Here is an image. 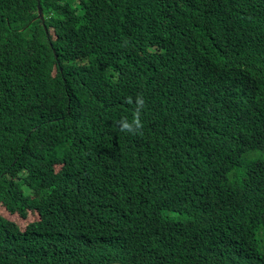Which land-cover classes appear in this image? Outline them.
Segmentation results:
<instances>
[{
    "label": "trees",
    "instance_id": "1",
    "mask_svg": "<svg viewBox=\"0 0 264 264\" xmlns=\"http://www.w3.org/2000/svg\"><path fill=\"white\" fill-rule=\"evenodd\" d=\"M49 4L0 0V264H264V0Z\"/></svg>",
    "mask_w": 264,
    "mask_h": 264
},
{
    "label": "clouds",
    "instance_id": "2",
    "mask_svg": "<svg viewBox=\"0 0 264 264\" xmlns=\"http://www.w3.org/2000/svg\"><path fill=\"white\" fill-rule=\"evenodd\" d=\"M50 0H46L45 6L43 4V0H31V6H28L26 4L25 0H9V5L13 6L14 8L20 10L22 13L27 14L28 16L25 17L24 24L22 27L21 32H31L36 33L38 32V27L34 28L33 23L41 21L43 28L47 34V37L49 38L51 34H53V30L48 27L46 20L48 16H50L56 9L49 4ZM57 3V7L60 3V0H54ZM131 103V100H129ZM137 108L134 113V116L131 120L128 118H122L120 121H118V125L121 131H125L132 134H142L143 130V123L141 121V110L144 107V100L141 96H138L136 99ZM138 159L139 162L137 164L138 166L145 165L149 162V155L148 152H139L138 153ZM237 216L238 218L244 220L248 225H253L251 227L258 228L264 231V227L261 224L258 223L256 220L259 216H264V212L260 215H254L250 213H246L241 209H237ZM142 223V221H141ZM140 223V224H141ZM171 257V254L168 253L167 256H165L166 264L169 262Z\"/></svg>",
    "mask_w": 264,
    "mask_h": 264
},
{
    "label": "rangeland",
    "instance_id": "3",
    "mask_svg": "<svg viewBox=\"0 0 264 264\" xmlns=\"http://www.w3.org/2000/svg\"><path fill=\"white\" fill-rule=\"evenodd\" d=\"M3 211L4 209L2 208V206H0V211ZM10 219H12L13 221H15L17 224L19 223L20 225L22 224H26L30 219H32L31 216H29L27 219V221H24V219H22L19 215H17L16 213L11 214L10 215Z\"/></svg>",
    "mask_w": 264,
    "mask_h": 264
}]
</instances>
